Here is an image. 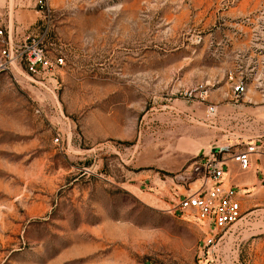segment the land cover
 <instances>
[{
  "label": "rangeland",
  "instance_id": "1",
  "mask_svg": "<svg viewBox=\"0 0 264 264\" xmlns=\"http://www.w3.org/2000/svg\"><path fill=\"white\" fill-rule=\"evenodd\" d=\"M8 3L12 38L62 65L0 74V264L83 251L105 224L134 264H264L263 171L230 184L244 218L209 247L167 214L203 189L211 154L264 140V0Z\"/></svg>",
  "mask_w": 264,
  "mask_h": 264
},
{
  "label": "built area",
  "instance_id": "2",
  "mask_svg": "<svg viewBox=\"0 0 264 264\" xmlns=\"http://www.w3.org/2000/svg\"><path fill=\"white\" fill-rule=\"evenodd\" d=\"M38 10L49 8L50 0H33ZM24 66V72L18 67ZM62 65V60L52 62L47 58L40 39L32 38L26 41H15L8 28L0 20V74L12 75L20 71L23 79L31 81L33 76L45 74ZM200 90L204 91L203 87ZM244 87L236 85L233 93L242 94ZM205 92V91H204ZM208 115L215 114V109L209 107ZM224 150L218 149L210 155L203 166L205 182L200 192L185 194L179 197L167 211L172 217L180 218L187 215L193 218V224L205 233V246L213 245L215 239L225 231L240 223L244 214L241 201L238 199L234 186L226 183V160L219 157ZM253 157H264V140L256 145H247L231 156L241 172L251 169Z\"/></svg>",
  "mask_w": 264,
  "mask_h": 264
},
{
  "label": "crops",
  "instance_id": "3",
  "mask_svg": "<svg viewBox=\"0 0 264 264\" xmlns=\"http://www.w3.org/2000/svg\"><path fill=\"white\" fill-rule=\"evenodd\" d=\"M8 1L7 7L9 8L11 0ZM3 25L8 28L12 35L10 24L5 23ZM226 166V183L233 184L236 179L239 185L250 187L259 181V173L264 172V157H253L251 169L247 172H241L231 159L226 160ZM122 231V227L107 224L100 225L98 230H95L93 235L86 239V241L89 239L90 247L88 249L87 247L83 249V247V251H77L80 249L70 246L65 250H61L56 259L45 264H134L130 260L122 259L117 250V243L122 242ZM36 264H39V262H36Z\"/></svg>",
  "mask_w": 264,
  "mask_h": 264
}]
</instances>
